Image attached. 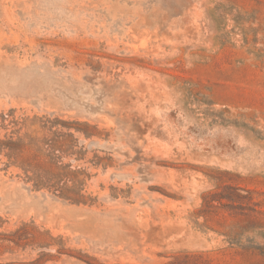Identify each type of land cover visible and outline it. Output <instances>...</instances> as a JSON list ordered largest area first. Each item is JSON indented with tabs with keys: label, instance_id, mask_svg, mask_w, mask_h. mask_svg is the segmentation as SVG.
<instances>
[{
	"label": "rangeland",
	"instance_id": "obj_1",
	"mask_svg": "<svg viewBox=\"0 0 264 264\" xmlns=\"http://www.w3.org/2000/svg\"><path fill=\"white\" fill-rule=\"evenodd\" d=\"M0 264H264V0H0Z\"/></svg>",
	"mask_w": 264,
	"mask_h": 264
}]
</instances>
